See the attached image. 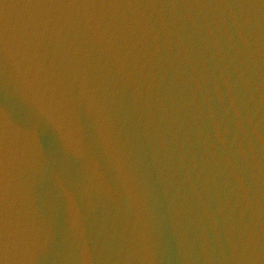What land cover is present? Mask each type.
<instances>
[{
	"label": "water",
	"instance_id": "obj_1",
	"mask_svg": "<svg viewBox=\"0 0 264 264\" xmlns=\"http://www.w3.org/2000/svg\"><path fill=\"white\" fill-rule=\"evenodd\" d=\"M0 264H264V0H0Z\"/></svg>",
	"mask_w": 264,
	"mask_h": 264
}]
</instances>
